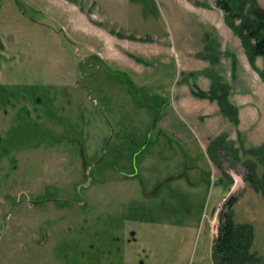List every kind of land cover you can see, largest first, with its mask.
Returning a JSON list of instances; mask_svg holds the SVG:
<instances>
[{"label": "rangeland", "instance_id": "1", "mask_svg": "<svg viewBox=\"0 0 264 264\" xmlns=\"http://www.w3.org/2000/svg\"><path fill=\"white\" fill-rule=\"evenodd\" d=\"M261 73L215 0H0V264H213L231 196L264 264Z\"/></svg>", "mask_w": 264, "mask_h": 264}, {"label": "trees", "instance_id": "2", "mask_svg": "<svg viewBox=\"0 0 264 264\" xmlns=\"http://www.w3.org/2000/svg\"><path fill=\"white\" fill-rule=\"evenodd\" d=\"M215 5L223 11L225 22L240 38L250 64L253 66L254 59L258 56L264 61V8L256 0H215ZM261 76L264 79L263 73ZM196 94L208 97L203 92ZM214 96L211 91L210 97L218 99ZM246 167V179L257 189L254 166L250 163ZM235 201L236 198L231 196L225 202L227 210L219 213L217 233L212 243L213 264H249L257 260L250 251L253 239L252 224L237 223L232 218V206Z\"/></svg>", "mask_w": 264, "mask_h": 264}]
</instances>
